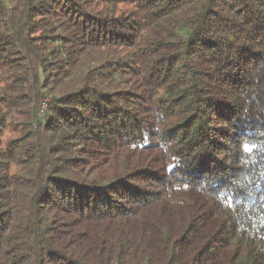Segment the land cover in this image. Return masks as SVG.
<instances>
[{
    "label": "trees",
    "instance_id": "1",
    "mask_svg": "<svg viewBox=\"0 0 264 264\" xmlns=\"http://www.w3.org/2000/svg\"><path fill=\"white\" fill-rule=\"evenodd\" d=\"M0 264H264V0H0Z\"/></svg>",
    "mask_w": 264,
    "mask_h": 264
},
{
    "label": "rangeland",
    "instance_id": "2",
    "mask_svg": "<svg viewBox=\"0 0 264 264\" xmlns=\"http://www.w3.org/2000/svg\"><path fill=\"white\" fill-rule=\"evenodd\" d=\"M114 169L115 165L113 160L109 158L105 161L99 160L98 164L93 165L91 163V165L81 169L80 172L86 177L108 182L112 179Z\"/></svg>",
    "mask_w": 264,
    "mask_h": 264
}]
</instances>
